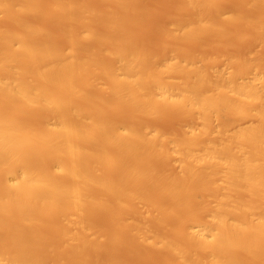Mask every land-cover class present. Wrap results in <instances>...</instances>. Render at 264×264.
<instances>
[{
    "label": "bare ground",
    "instance_id": "6f19581e",
    "mask_svg": "<svg viewBox=\"0 0 264 264\" xmlns=\"http://www.w3.org/2000/svg\"><path fill=\"white\" fill-rule=\"evenodd\" d=\"M155 258L264 264V0H0V264Z\"/></svg>",
    "mask_w": 264,
    "mask_h": 264
},
{
    "label": "rangeland",
    "instance_id": "374dc122",
    "mask_svg": "<svg viewBox=\"0 0 264 264\" xmlns=\"http://www.w3.org/2000/svg\"><path fill=\"white\" fill-rule=\"evenodd\" d=\"M157 1V0H156ZM159 1H161V0H158V2ZM161 16V17H160ZM156 17L157 18H162V13H158V15H156ZM150 36V35H149ZM255 50V52L256 51H258V50H260L259 49V46H253L252 48H251V51H253V50ZM254 52V51H253ZM224 69V71L225 72H227L228 71V68H226V66L223 68ZM255 70H257L256 72L254 71V70H252L251 71V73H249V74H247L245 77H244V80H252V79H254V82H255V84H257V86H258V83H259V78H261V76L263 75L262 74V72H261V70H258V69H255ZM253 71H254V73H256V74H254L253 73ZM259 72V73H258ZM262 74V75H261ZM256 76V77H255ZM260 76V77H259ZM259 77V78H258ZM257 80H258V82H257ZM259 87V86H258ZM216 120V121H215ZM191 121V122H190ZM184 120V124H185V126H186V128L187 129H190V128H197V127H199L200 126V121H198L197 122V120ZM240 121V122H239ZM238 122H239V124H248L249 122H250V119H247V120H239ZM246 121V122H245ZM217 122H218V124H219V119H213V122H212V129H213V135L215 136V137H218L219 136V134L217 133V131H218V128H219V126L217 125ZM238 122H236V124L235 125H237L238 124ZM152 124L154 125V126H156V127H159V128H163V129H169L170 127H173V125L175 124L174 123V118H172V119H162V118H157V119H155V120H152ZM235 125H233L230 129H228V131L227 132H230L232 129H233V127L235 126ZM190 126H192V127H190ZM217 135V136H216ZM136 259H137V261L139 262V263H141L142 262V255L141 254H138L137 255V257H136ZM158 259V258H157ZM157 259L155 258V259H153V261H149V262H146V263H143V264H155L156 262H157Z\"/></svg>",
    "mask_w": 264,
    "mask_h": 264
}]
</instances>
